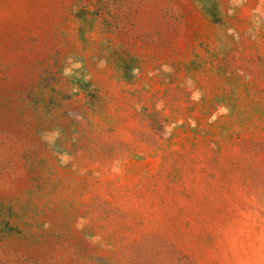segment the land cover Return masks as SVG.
<instances>
[{"label":"rangeland","instance_id":"1","mask_svg":"<svg viewBox=\"0 0 264 264\" xmlns=\"http://www.w3.org/2000/svg\"><path fill=\"white\" fill-rule=\"evenodd\" d=\"M0 264H264V0H0Z\"/></svg>","mask_w":264,"mask_h":264}]
</instances>
